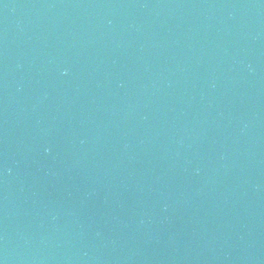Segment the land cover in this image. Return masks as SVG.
Segmentation results:
<instances>
[{
    "label": "water",
    "instance_id": "water-1",
    "mask_svg": "<svg viewBox=\"0 0 264 264\" xmlns=\"http://www.w3.org/2000/svg\"><path fill=\"white\" fill-rule=\"evenodd\" d=\"M127 67L264 194V0H11Z\"/></svg>",
    "mask_w": 264,
    "mask_h": 264
}]
</instances>
